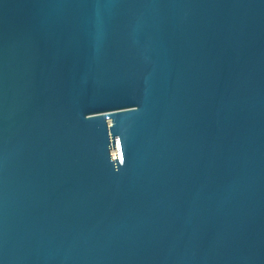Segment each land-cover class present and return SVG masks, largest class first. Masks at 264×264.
<instances>
[{
    "label": "water",
    "instance_id": "water-1",
    "mask_svg": "<svg viewBox=\"0 0 264 264\" xmlns=\"http://www.w3.org/2000/svg\"><path fill=\"white\" fill-rule=\"evenodd\" d=\"M0 264H264V0H0Z\"/></svg>",
    "mask_w": 264,
    "mask_h": 264
}]
</instances>
